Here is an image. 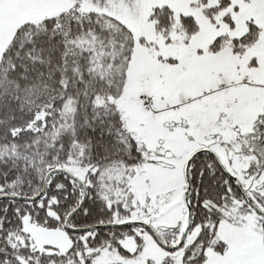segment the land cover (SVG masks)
<instances>
[{
	"label": "snow or ice",
	"instance_id": "snow-or-ice-1",
	"mask_svg": "<svg viewBox=\"0 0 264 264\" xmlns=\"http://www.w3.org/2000/svg\"><path fill=\"white\" fill-rule=\"evenodd\" d=\"M0 264H264V0H0Z\"/></svg>",
	"mask_w": 264,
	"mask_h": 264
}]
</instances>
